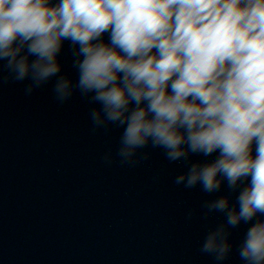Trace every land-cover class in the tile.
<instances>
[{"label":"clouds","instance_id":"9594fccd","mask_svg":"<svg viewBox=\"0 0 264 264\" xmlns=\"http://www.w3.org/2000/svg\"><path fill=\"white\" fill-rule=\"evenodd\" d=\"M0 73L25 95H78L93 132L120 129L106 164L160 150L175 185L207 197L187 218L222 217L200 253L264 264V0H0Z\"/></svg>","mask_w":264,"mask_h":264}]
</instances>
